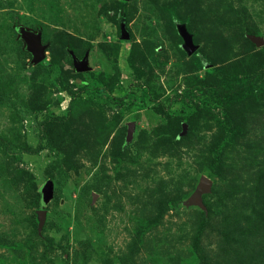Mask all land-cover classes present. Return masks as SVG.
I'll list each match as a JSON object with an SVG mask.
<instances>
[{
    "label": "rangeland",
    "instance_id": "rangeland-1",
    "mask_svg": "<svg viewBox=\"0 0 264 264\" xmlns=\"http://www.w3.org/2000/svg\"><path fill=\"white\" fill-rule=\"evenodd\" d=\"M0 264H264V0H0Z\"/></svg>",
    "mask_w": 264,
    "mask_h": 264
},
{
    "label": "water",
    "instance_id": "water-1",
    "mask_svg": "<svg viewBox=\"0 0 264 264\" xmlns=\"http://www.w3.org/2000/svg\"><path fill=\"white\" fill-rule=\"evenodd\" d=\"M184 39L186 42V48L190 54H193L196 51V47L193 45L192 39L185 33ZM22 37L27 45V49L31 52L33 56V63H39L41 62L44 58V51H45V46L42 45V40L40 35H35L28 33L26 31H22ZM77 68L79 71H86L88 70L86 62H83L82 64H77ZM208 184V181L206 180V183ZM205 184L200 186V189L202 190ZM43 218L44 214L41 212L40 214Z\"/></svg>",
    "mask_w": 264,
    "mask_h": 264
}]
</instances>
